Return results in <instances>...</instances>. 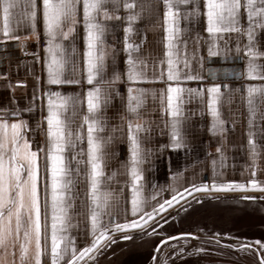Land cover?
<instances>
[{
	"label": "snow or ice",
	"instance_id": "obj_1",
	"mask_svg": "<svg viewBox=\"0 0 264 264\" xmlns=\"http://www.w3.org/2000/svg\"><path fill=\"white\" fill-rule=\"evenodd\" d=\"M152 15L157 17L156 27L162 31V54L150 65L140 54L145 36L137 22ZM80 25L82 52L76 44ZM21 26L28 29L23 37L17 34ZM201 27L207 35L201 36L197 31L189 48V40L184 38L186 33ZM121 29L122 40L117 38V42L122 47L108 45L107 36L112 34L116 38ZM262 34L264 0H0V47L14 41L24 55L31 54L35 60H40L36 53L25 50L24 42L31 36L39 44L43 38V70L46 72L43 83L36 77L38 86L34 87L27 105L21 107L13 98L8 106L0 108V248L7 251L9 245L18 243L20 264H88L117 239L129 241L134 235L155 236L152 224L162 227L160 221L167 222L164 216L159 220L155 217L160 213L169 215L166 210L173 205L178 212H187L194 202L202 199L200 193L247 192L249 189L264 192V181L255 178L256 161L264 151V107L258 106L264 105V83H248L234 90L246 92L248 106L247 147L252 160V178L247 183L213 179L210 184L188 183L180 190L167 185L164 187L171 188L173 194L157 200L164 187L157 189L155 183L149 182L151 189L145 197L143 166L151 164L154 154L152 148L146 147L152 139L154 122L144 121L141 114L150 96L161 114V134L169 138L157 149L161 154L168 149L189 148L187 122L196 113L186 112L184 105L192 101L198 100L202 106L206 102L199 114L210 118L207 131L223 137L227 129L220 108L221 88L227 89L228 85L209 82L192 88L182 82L205 81L209 77L214 81L218 71L223 72L225 78L234 75L264 81ZM202 46H206L207 57L200 55ZM118 52L125 57L123 68L117 61ZM213 58L224 62L240 59L244 64L239 71L223 67L205 69L206 59ZM193 61L198 65L196 71L192 68ZM205 71L207 76L202 74ZM3 76L6 78L7 73ZM155 81L163 82L165 87L138 86L141 82ZM121 83L126 86V96L118 88ZM63 85H79L81 91L63 94L51 88ZM116 99L120 100L122 109L117 111L120 124L110 126L107 109L114 107ZM37 100H40L39 121H35L34 116ZM33 121L35 128L30 127ZM45 121L46 129L42 127ZM109 128V134L102 135ZM36 129L46 140L43 145L34 147L29 133ZM116 132L126 137L128 151L127 159L120 163L130 192L122 222L117 219L114 202L119 203L124 188L115 192L106 187L116 176L115 171L105 178L106 147L112 143ZM216 152L220 154L219 167L223 168L227 157L222 147L218 146ZM39 153H44L42 188ZM211 166L214 174H220L216 159L211 161ZM180 175L182 172L174 173L173 178ZM81 182L86 185V199H81V205L90 224L77 234L84 236L82 247L78 246L77 235L72 234V229L78 227L74 215H79L74 212L79 195L75 186ZM241 199L255 201L264 197L243 196ZM146 204L150 210H145ZM192 236V233H181L167 240L183 238L187 242ZM214 242L218 244L219 237ZM166 243L161 239L155 246L156 252ZM255 243L264 249L260 241ZM239 247L244 250L251 245L240 244ZM184 252V248L177 250L174 246L172 255L180 256ZM260 264H264V257Z\"/></svg>",
	"mask_w": 264,
	"mask_h": 264
},
{
	"label": "crops",
	"instance_id": "obj_2",
	"mask_svg": "<svg viewBox=\"0 0 264 264\" xmlns=\"http://www.w3.org/2000/svg\"><path fill=\"white\" fill-rule=\"evenodd\" d=\"M147 2V0H145ZM138 26L144 29L145 43L141 46V56L146 58L151 65L155 60H158L162 54V31L156 27L157 17L152 15L150 18L141 19L137 22ZM183 27V23L181 25ZM42 34V25H40ZM79 38L76 40L78 49H83V30L82 25L78 26ZM199 31L201 36H206L207 33L202 31L201 28L193 29L191 32L186 33L185 37L189 40V48L192 45V38ZM28 32L26 26H21L18 35L23 37ZM117 38L122 40V29L116 33V38L112 34H109L106 38L108 45H115L117 49L122 47L121 43L117 42ZM68 43L67 41L65 42ZM29 48V53H36L40 56V60H35L33 55H21L20 48L17 46V42L8 41L3 47H0V56L3 57L0 60V108L8 106L9 101L13 98L16 103L23 107L28 104V101L32 98L34 87L38 86L36 77L39 76L43 83L46 72L43 70V38L39 44L36 43L35 39L31 36L24 42ZM261 50H264V34L261 35ZM200 55L207 57L206 46H202ZM124 54L118 52L117 61L121 68L124 67L123 59ZM244 61L240 59H232L227 62L222 61L219 58H213L211 61L206 59L205 69L211 68H236L241 70ZM193 71L198 70V65L195 61L192 64ZM7 73V77L3 76ZM203 75L207 76V72H203ZM110 75V73H109ZM20 82V83H17ZM209 82H216L221 84H227L228 88H221L223 98L220 102V108L222 117L226 120L225 128L227 129L223 137L219 134L213 136L212 133L207 131V125L210 122V118L205 115L200 116L199 110L206 106H202L198 100L192 101L184 105L186 112L194 111L196 114L191 116L187 122L188 136H189V148L178 151H172L171 149L165 150L161 154L157 149L161 144L168 142V136L161 134L163 125L160 123V112L156 104L153 103L149 96L148 101L143 109H141L142 118L144 121H153L151 131V142L146 145L153 149V157L151 164H145L144 177H145V188L144 196H149V190L151 189V183H155L157 189L161 187L171 185L177 190L187 187L188 183H208L210 184L213 179L217 182L236 181L238 183H247L252 178V160L248 155L247 147V118H248V106L246 103V92L234 91L235 89L241 88L242 85L248 83L261 84L264 81L249 80L237 78L234 75H229L228 78L224 77V73L221 71L216 72V79L212 81L211 77L205 81H187L182 82L187 87L197 88L201 84L206 85ZM86 84V82H85ZM139 87L160 89L164 88L163 82H141ZM53 91L59 90L63 94L72 92H80L81 86L79 85H63V86H51ZM119 90L123 95L126 96V86L121 83L118 85ZM39 95V93H38ZM259 100V98H257ZM46 102V101H45ZM114 107L107 109V115L109 117V125H119L120 120L117 117V111L120 109V100L116 99ZM260 107L264 105L258 104ZM86 111V105L84 106ZM46 115V111L44 112ZM35 121H39L41 117L40 112V100L36 101V108L34 110ZM27 118V114H26ZM79 123V121H77ZM30 127L35 128V122H30ZM42 127L46 129V121L43 122ZM86 128V126H85ZM110 128L106 129L102 135L107 136ZM167 130L164 129V132ZM114 139L110 145L106 147L108 156L106 158L105 167V178L111 175L113 171L116 172V176L112 181L106 183V187L115 192H119L121 187L124 188V192L121 196L119 203L114 202L115 207L118 209L117 219L122 222L124 218V207L126 199H130V192L127 189L125 181L127 177L123 174V169L120 168V163L125 161L128 156L126 137H121L119 132L113 134ZM29 138L32 139L34 147L37 145H43L45 143V135H41L40 130L36 129L34 132L29 133ZM83 146L86 148V139L83 142ZM222 147L224 155L227 159L224 161L225 166L219 167V153L216 152L217 147ZM41 157V179L40 186L44 184V172H43V157L44 153H39ZM217 160V169L220 174H214L211 166V161ZM75 167V164L72 165ZM256 176L255 178L259 181H264V151L261 152L259 158L256 161ZM150 169V170H149ZM182 172V175L173 178V174ZM81 181L83 178L81 177ZM151 182V183H149ZM75 191L79 194L74 203V212L79 215H74V222L78 227L72 229V234L77 235L85 230V225L89 224L86 220L85 209L81 205V199L85 197L86 185L85 183H77ZM173 194L171 188L164 187V190L157 196V200L161 198L167 199ZM149 203H151L149 201ZM130 207V205H128ZM145 210H150V207L145 206ZM128 218H132L129 212ZM90 226V224H89ZM78 246L82 247L84 244V236L77 235ZM31 257V251L29 252ZM43 259V258H42ZM0 264H20V252L19 244L15 246L9 245L8 250L0 248Z\"/></svg>",
	"mask_w": 264,
	"mask_h": 264
},
{
	"label": "rangeland",
	"instance_id": "obj_3",
	"mask_svg": "<svg viewBox=\"0 0 264 264\" xmlns=\"http://www.w3.org/2000/svg\"><path fill=\"white\" fill-rule=\"evenodd\" d=\"M199 195L202 199L194 202L187 212H178L173 205L166 210L169 215L160 213L155 217L159 220L160 216H164V220L167 221L166 223L160 221L162 227L152 224L156 232L155 236L140 238L134 235L129 241L117 239L111 247L103 250L102 254L88 264H151L155 246L159 241L181 232H192L198 236V239H187V242L179 240L165 245L158 252L155 264H163L165 260L168 264H260L257 258L264 257V249L255 242L260 241L264 244V201L259 202L260 205L255 210L254 216V213L243 211L251 202L240 208L243 202L239 200L243 196L264 197V192L249 189L247 192L214 191ZM214 199L218 202H206ZM128 231L135 233L136 230ZM216 237H219L218 244L213 241ZM243 243L257 247L261 256L257 257L255 251L250 249L237 250L226 246L231 244L237 247ZM174 246L177 250L184 248V254L172 255ZM197 248L202 250L199 252L193 250Z\"/></svg>",
	"mask_w": 264,
	"mask_h": 264
},
{
	"label": "water",
	"instance_id": "obj_4",
	"mask_svg": "<svg viewBox=\"0 0 264 264\" xmlns=\"http://www.w3.org/2000/svg\"><path fill=\"white\" fill-rule=\"evenodd\" d=\"M254 197V196H253ZM217 201V199H214V200H207L206 202H216ZM264 200H261V199H257V200H255V201H245V200H242V199H240L239 200V202H243L239 207L240 208H242V206H244V205H246V204H248V203H250V206L247 208V209H243V211L244 212H248V213H254V216L256 215V212H255V210L259 207V205H260V203L259 202H263ZM218 202V201H217ZM227 206H229L228 204H226ZM238 206V205H237ZM181 233H192V232H181ZM181 233H177V234H173V235H170V236H172V237H178ZM193 234V236L192 237H189L188 239H198V236L197 235H195L194 233H192ZM169 237V236H168ZM163 239H165L166 241H167V243L165 244V245H167V244H169V243H172V242H176V241H179V240H184L183 238H180V239H173V240H167V237H164ZM210 240L212 241V239L210 238ZM214 241V240H213ZM220 244H222V243H220ZM244 244V243H243ZM165 245H160V250L165 246ZM245 245H250V244H245ZM226 246H229V247H231V248H235V249H241L240 247H239V245L237 246V247H233V245H231V244H226ZM245 249H250V250H252V251H255L254 253H255V255H257V257L258 256H261V253L259 252V250H258V248L257 247H255V246H252L251 245V248H245ZM160 250H159V252H160ZM157 255H158V253L156 252V250H155V252H154V256L157 258ZM153 256V257H154ZM258 259V261L260 262L261 261V257H259V258H257ZM156 260V259H155ZM155 260H153V258H152V263L151 264H155Z\"/></svg>",
	"mask_w": 264,
	"mask_h": 264
},
{
	"label": "built area",
	"instance_id": "obj_5",
	"mask_svg": "<svg viewBox=\"0 0 264 264\" xmlns=\"http://www.w3.org/2000/svg\"><path fill=\"white\" fill-rule=\"evenodd\" d=\"M24 48H25V50L29 53V48H28V46H26V44H24ZM20 53H21L22 56L24 55V54L21 52V50H20Z\"/></svg>",
	"mask_w": 264,
	"mask_h": 264
}]
</instances>
